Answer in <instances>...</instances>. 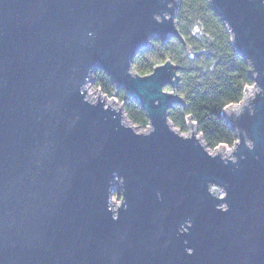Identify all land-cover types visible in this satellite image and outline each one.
<instances>
[{
  "label": "water",
  "instance_id": "obj_1",
  "mask_svg": "<svg viewBox=\"0 0 264 264\" xmlns=\"http://www.w3.org/2000/svg\"><path fill=\"white\" fill-rule=\"evenodd\" d=\"M208 3L254 85L222 112L238 153L208 150L190 120L188 135L171 125L184 106L171 60L133 70L154 39L193 55L177 0H0V264H264V6ZM95 70L144 111L143 132L117 100L89 96Z\"/></svg>",
  "mask_w": 264,
  "mask_h": 264
},
{
  "label": "trees",
  "instance_id": "obj_2",
  "mask_svg": "<svg viewBox=\"0 0 264 264\" xmlns=\"http://www.w3.org/2000/svg\"><path fill=\"white\" fill-rule=\"evenodd\" d=\"M177 3V27L193 55L189 56L183 43L174 37L168 38L164 45L154 39L147 50L135 55L133 70L145 76L155 66L171 60L179 68L176 93L184 100V106L175 105L168 111L171 125L183 134L190 120L208 150L232 147L235 134L222 112L230 105H238L245 90L254 86L248 78L250 68L237 54L225 25L210 9L208 0H177ZM92 78L94 89L117 100L131 125L140 129L148 126L140 106L123 90H116L103 72L95 70ZM115 196L119 197L117 192Z\"/></svg>",
  "mask_w": 264,
  "mask_h": 264
},
{
  "label": "clouds",
  "instance_id": "obj_3",
  "mask_svg": "<svg viewBox=\"0 0 264 264\" xmlns=\"http://www.w3.org/2000/svg\"><path fill=\"white\" fill-rule=\"evenodd\" d=\"M259 3H260V5L264 6V0H259ZM155 18H156V19H159V17H155ZM91 35H92V33L90 32V33H89V36H91ZM234 38H236V37H235V33H234ZM92 73H93V72H90V73H89V76L92 75ZM81 93L83 94L82 91H81ZM89 96H91V92H89ZM84 101L87 102V104H89V105L92 104V101H90V100L88 99V97H85V96H84ZM249 115H254V111H253V110H249ZM136 135L139 137V133H137ZM238 143H239V141L237 140V141L235 142V144H238ZM235 144H233V146H232V148L230 149V151H236ZM244 146H245L249 151H252V150H254V148H255L254 141H253L252 139H248V138L246 139V144H245ZM238 151H239V150H238ZM238 151H236V153H238ZM239 158H240V159H243L242 156L239 157ZM230 159H231V164H233V165H237V167H238V157H237V155L234 156V157H231ZM221 162H222L225 166H227V165L229 164V160H221ZM113 175H114L115 179L119 180V183H121V184L124 183V178H123V177L116 176L115 173H114ZM222 188H223V191H224L225 195H224V196H221L220 199H221L222 201H226V198L228 197L229 193H228V191H227L226 188H224V187H222ZM156 196H157L158 199L162 198L160 192H157V193H156ZM216 209H217V211H219V212H221V213H227V212H229V210H230V206H229V204H228L227 202H224V203H223L221 206H219V207L216 205ZM110 211H111V213H112V219H113L114 221L117 220V219H118V214H114V210L112 209V207L110 208ZM191 227H192V222H191V220H188V221H185L184 224H182V225L178 228L177 231H178L179 234L187 235V234H189V230H190ZM184 244L187 245V244H188V241L185 240V241H184ZM185 253H186L188 256H192V255L195 254V250H194L193 248H191V247H185Z\"/></svg>",
  "mask_w": 264,
  "mask_h": 264
},
{
  "label": "rangeland",
  "instance_id": "obj_4",
  "mask_svg": "<svg viewBox=\"0 0 264 264\" xmlns=\"http://www.w3.org/2000/svg\"><path fill=\"white\" fill-rule=\"evenodd\" d=\"M93 83H94V81L91 82V83L89 84L88 92L96 91V90L94 89V87H93ZM108 99H111V98H108ZM118 104H119V103H118ZM127 121H128V120H127ZM134 128H135L136 131H138V132H143L147 127H146V128H143V129H140V128H137V127L134 126ZM182 135H188V129H187V132L183 133ZM229 148H232V147H229ZM211 151H213V150H211ZM222 155L225 156V153H222ZM218 193H219L220 195H222V192H221V191H219ZM113 194H114V195H113V200H112V201H114L115 204L118 205L119 202H120V197L117 198V197L115 196V192H114ZM118 195H119V194H118Z\"/></svg>",
  "mask_w": 264,
  "mask_h": 264
}]
</instances>
